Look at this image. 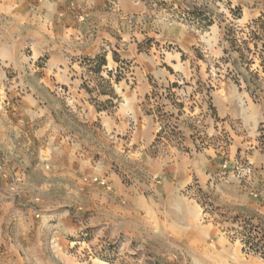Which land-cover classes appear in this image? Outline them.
Segmentation results:
<instances>
[{
	"label": "crops",
	"instance_id": "crops-1",
	"mask_svg": "<svg viewBox=\"0 0 264 264\" xmlns=\"http://www.w3.org/2000/svg\"><path fill=\"white\" fill-rule=\"evenodd\" d=\"M177 3L0 0V149L9 142L43 153L102 145L139 152L158 178L155 193L196 203L197 188L215 209L264 216V7L250 6L233 21L256 28L250 61L240 63L220 25L178 22ZM56 87L66 91L54 93L56 109H66L73 128L45 104V88ZM82 126L92 142L76 131ZM240 158L252 164L251 182L222 170ZM12 242L0 217V245Z\"/></svg>",
	"mask_w": 264,
	"mask_h": 264
},
{
	"label": "rangeland",
	"instance_id": "rangeland-1",
	"mask_svg": "<svg viewBox=\"0 0 264 264\" xmlns=\"http://www.w3.org/2000/svg\"><path fill=\"white\" fill-rule=\"evenodd\" d=\"M176 1L171 13L178 22L198 30L215 22L238 61H250L247 44L255 41V25L243 28L233 21L250 6L264 7V0ZM55 89L45 88V104L73 128L66 109H56L62 104L55 92L66 91ZM76 131L85 142L94 140L87 127ZM138 153L105 145L76 152L47 147L43 153L2 144L0 217L3 236L15 246L1 244L0 259L9 264H264V216L235 217L215 209L197 188L196 203L163 197L155 193L158 178L148 175Z\"/></svg>",
	"mask_w": 264,
	"mask_h": 264
},
{
	"label": "built area",
	"instance_id": "built-area-1",
	"mask_svg": "<svg viewBox=\"0 0 264 264\" xmlns=\"http://www.w3.org/2000/svg\"><path fill=\"white\" fill-rule=\"evenodd\" d=\"M259 139V146L264 150V136L261 132ZM222 170L223 172L228 171L231 177L239 183L251 182L253 176L252 164L244 158L237 159L230 169H228L226 163H223Z\"/></svg>",
	"mask_w": 264,
	"mask_h": 264
},
{
	"label": "trees",
	"instance_id": "trees-1",
	"mask_svg": "<svg viewBox=\"0 0 264 264\" xmlns=\"http://www.w3.org/2000/svg\"><path fill=\"white\" fill-rule=\"evenodd\" d=\"M260 241L262 240V239H259Z\"/></svg>",
	"mask_w": 264,
	"mask_h": 264
}]
</instances>
